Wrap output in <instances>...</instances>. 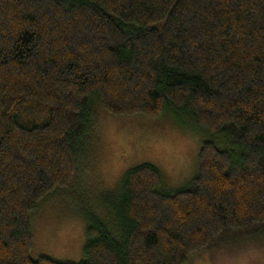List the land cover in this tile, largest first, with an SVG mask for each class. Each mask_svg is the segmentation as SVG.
<instances>
[{"label": "trees", "instance_id": "1", "mask_svg": "<svg viewBox=\"0 0 264 264\" xmlns=\"http://www.w3.org/2000/svg\"><path fill=\"white\" fill-rule=\"evenodd\" d=\"M95 102L116 116L167 111L211 139L174 191L157 189L149 163L127 169L105 212L113 227L82 212L79 262L32 258L31 214L75 178ZM258 227L264 0H0V264H184Z\"/></svg>", "mask_w": 264, "mask_h": 264}, {"label": "rangeland", "instance_id": "2", "mask_svg": "<svg viewBox=\"0 0 264 264\" xmlns=\"http://www.w3.org/2000/svg\"><path fill=\"white\" fill-rule=\"evenodd\" d=\"M93 105L92 130L75 178L44 197L31 214L32 258L79 262L86 242L82 212L98 213L113 227L105 212L127 169L149 163L160 174L157 189L174 191L196 174L200 143L211 139L167 111L153 118L127 117ZM184 264H264V227L229 231Z\"/></svg>", "mask_w": 264, "mask_h": 264}]
</instances>
